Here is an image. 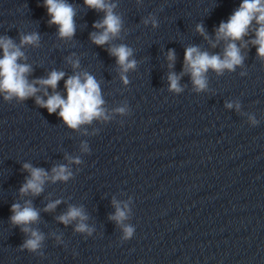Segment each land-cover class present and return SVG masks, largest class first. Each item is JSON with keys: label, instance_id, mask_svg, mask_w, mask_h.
Segmentation results:
<instances>
[{"label": "water", "instance_id": "water-1", "mask_svg": "<svg viewBox=\"0 0 264 264\" xmlns=\"http://www.w3.org/2000/svg\"><path fill=\"white\" fill-rule=\"evenodd\" d=\"M66 2L76 12L70 40L48 23L44 0H0V37L19 45L22 34L38 33L39 47L22 48L29 80L63 71L56 91L66 97L65 80L87 72L100 86L109 119L74 130L34 98L7 102L0 95V264H264V62L250 43L254 32L236 41L247 44L243 67L222 75L209 70L206 90L197 92L188 74L179 93L168 81L170 72H183L187 47L222 55L225 41L211 46L215 30L242 0H111L122 30L103 46L91 34L102 31L93 25L104 13L84 0ZM150 15L157 27L143 22ZM120 44L137 62L125 74L128 84L108 51ZM169 50L176 57L171 68ZM120 107L127 111L116 112ZM25 163L49 175L67 165L72 176L46 181L38 196H22L30 176ZM57 200L54 210H44ZM113 200L130 209L124 224L135 232L127 241L122 225L110 219ZM25 201L39 212L30 227L44 235L36 253L20 249L28 236L9 219L11 205ZM70 206L83 209L91 235L75 231L78 221L58 220Z\"/></svg>", "mask_w": 264, "mask_h": 264}, {"label": "clouds", "instance_id": "clouds-1", "mask_svg": "<svg viewBox=\"0 0 264 264\" xmlns=\"http://www.w3.org/2000/svg\"><path fill=\"white\" fill-rule=\"evenodd\" d=\"M84 4L88 8L104 13V18L93 25L94 28L102 29V31L91 34L94 44L103 46L119 36L123 22L121 17L115 13L116 5L111 0H84ZM44 6L51 17L48 23L57 26L59 38L70 40L76 31L74 7L66 0H44ZM143 22L145 24L151 23L153 27L158 26V20L151 15ZM196 30L201 35H205L203 25H197ZM250 30L254 32V39L250 43L256 46L257 56L264 62V0H242L239 8L229 17L227 22H221L215 30V42L211 46L215 48L217 43L225 41L226 46L222 55L210 54L197 46L187 47L184 53V69L181 75L178 76L174 72H170L168 75L169 90L176 93L181 92L183 89L179 83L180 78L182 75L188 74L195 90L201 92L207 89L209 70L214 71L217 75H222L225 70L234 72L237 67H243L244 56L241 55V47H246L247 44L242 43L238 47L236 41H243ZM205 39H208L206 35ZM28 45L39 47L40 36L38 33L22 34L19 45L7 36L0 37V51H2V57H0V95L5 101L11 102L15 99L18 102H23L29 98H34L39 107L47 109L49 114L56 113L68 128L74 130L79 129L82 125L91 124L94 120L109 119L102 107L104 100L101 96L100 86L97 80L87 72L72 75L65 80L66 97L56 91L58 83L65 77L63 71L53 70L47 78L30 81L28 77L32 71L31 65L22 62L27 60L22 48ZM108 51L110 55L116 58V63L121 71V80L124 84H128L129 81L125 74L134 70L137 64L135 59H131L133 50L127 45L120 44L110 47ZM175 58V52L169 50L167 59L170 68L174 65ZM70 62L73 68L79 67L78 61ZM244 74L241 73V75ZM49 89L52 90L51 94H49ZM41 91L43 96L38 95ZM226 107L232 108L233 104L228 103ZM235 107L239 111L240 105L238 103ZM115 111L124 114L127 110L125 107H120ZM249 119L253 126L259 123L254 116ZM83 148L87 151L86 144ZM68 159L70 163H80L79 158ZM23 169L29 172L30 176L26 178L25 183L19 189L22 196L28 194L38 196L42 193L46 181L51 180L53 183L67 181L72 176L67 165L53 167L51 175L43 168L33 167L29 163L23 164ZM60 202L57 200L49 203L44 210H54ZM113 205L116 211L110 219L122 225V240L127 241L133 237L135 232L134 226L124 224V221L129 218L130 209L128 204H124L122 208L120 203L115 200H113ZM10 211L12 213L9 218L11 224L19 226L20 230L28 236L20 245V249L31 253L38 252L42 247L44 235L38 229L30 227L39 220L38 210L32 206L31 201H25L23 206L19 203H13ZM58 220L65 225L72 221H78L75 231L91 235L92 229L84 223L87 216L82 208L70 206L65 214L58 217Z\"/></svg>", "mask_w": 264, "mask_h": 264}]
</instances>
